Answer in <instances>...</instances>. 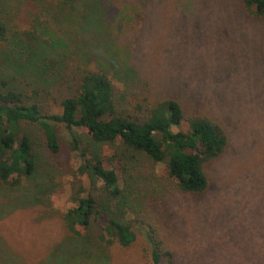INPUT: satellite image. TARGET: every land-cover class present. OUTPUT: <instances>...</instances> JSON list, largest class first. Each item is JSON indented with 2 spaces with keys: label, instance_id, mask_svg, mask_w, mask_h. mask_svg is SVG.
I'll return each instance as SVG.
<instances>
[{
  "label": "rangeland",
  "instance_id": "1",
  "mask_svg": "<svg viewBox=\"0 0 264 264\" xmlns=\"http://www.w3.org/2000/svg\"><path fill=\"white\" fill-rule=\"evenodd\" d=\"M48 1L34 0L33 9L70 44L77 61L107 71L124 107L146 94L176 98L189 113L219 119L229 145L208 166L211 183L203 193L159 186L153 170L161 173L163 164L130 160L134 167L123 176L136 212L121 218L137 239L129 248H106L110 261H86L61 214L77 204L75 195L90 190L86 176L74 174L80 160L71 149L73 134L89 138L57 124L59 154L42 147L32 179L18 189L0 185V245L8 248L0 251V264H145L148 221L155 215L176 264H264V19L249 16L242 0H97L98 22L80 13L75 20L61 11L56 17ZM7 65L0 70L11 84L27 91L53 87L51 95L37 96H48L46 111L58 109L54 96L68 90L70 65L68 81L54 69L33 78Z\"/></svg>",
  "mask_w": 264,
  "mask_h": 264
},
{
  "label": "trees",
  "instance_id": "2",
  "mask_svg": "<svg viewBox=\"0 0 264 264\" xmlns=\"http://www.w3.org/2000/svg\"><path fill=\"white\" fill-rule=\"evenodd\" d=\"M7 2L0 0V66L9 64L16 72L32 74L33 78L54 69L68 81L65 70L70 65L72 75L66 93L54 96L58 109L49 112L46 102L53 87L27 91L11 84L0 70V185L18 189L32 179L42 147L59 154L57 124L71 131L84 130L90 140L73 134L71 149L78 152L80 160L74 174L85 175L90 190L85 196L75 195L77 204L61 214V221L67 233L79 239L76 248L86 261H110L106 248H129L137 239L132 224L121 218L136 212L133 199L126 194L127 176H123L124 169L134 167L130 160L142 162L144 157L155 167L163 164L161 173L152 168L159 186L203 193L211 183L208 166L228 148L227 130L212 115L187 112L173 97L157 99L146 94L130 108L124 107L107 71L77 61L70 44L44 24L47 19H40L39 9H33L34 0ZM51 2L48 7L56 11V17L61 11L70 20L77 14L97 19V0ZM16 3L21 6L15 10L12 6ZM242 4L249 16L264 19V0H242ZM86 7L89 9L83 15ZM42 88L52 90L49 94ZM42 91L48 96H37ZM161 223L156 215L148 221L151 256L145 264H176L175 254L159 228ZM96 248L99 251L94 255ZM7 249L0 245L1 252Z\"/></svg>",
  "mask_w": 264,
  "mask_h": 264
}]
</instances>
